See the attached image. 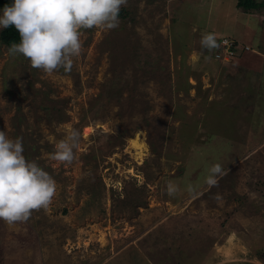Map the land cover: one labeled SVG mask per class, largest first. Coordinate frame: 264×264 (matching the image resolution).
Instances as JSON below:
<instances>
[{"label": "rangeland", "instance_id": "rangeland-1", "mask_svg": "<svg viewBox=\"0 0 264 264\" xmlns=\"http://www.w3.org/2000/svg\"><path fill=\"white\" fill-rule=\"evenodd\" d=\"M235 2L128 0L51 75L0 43V131L56 181L47 209L0 220V264H264V7ZM205 33L247 46L253 70L214 59ZM72 128L73 162L50 159Z\"/></svg>", "mask_w": 264, "mask_h": 264}, {"label": "clouds", "instance_id": "clouds-1", "mask_svg": "<svg viewBox=\"0 0 264 264\" xmlns=\"http://www.w3.org/2000/svg\"><path fill=\"white\" fill-rule=\"evenodd\" d=\"M128 0H13L0 14V28L14 26L19 43L8 47V54L22 55L32 68L53 74L59 69L71 71L73 57L82 52L81 29L98 28L110 31L119 27V13ZM202 48L211 52L220 47L214 33L202 34ZM210 59V57H209ZM80 131L72 128L59 140L50 159L71 164L74 150L79 147ZM22 137L10 139L0 131V220L9 225L25 223L34 210L47 209L56 194V181L38 165L23 155ZM205 183L218 185L224 175L217 163L207 169ZM179 187L169 181L166 194L175 197ZM186 191L193 193L189 184Z\"/></svg>", "mask_w": 264, "mask_h": 264}, {"label": "trees", "instance_id": "trees-1", "mask_svg": "<svg viewBox=\"0 0 264 264\" xmlns=\"http://www.w3.org/2000/svg\"><path fill=\"white\" fill-rule=\"evenodd\" d=\"M12 2H13V0H0V11L3 10L5 5H11ZM235 6L243 12L250 13L253 10H258L260 7H264V0H261V1H257V0H236ZM220 38H221V36L218 37V41ZM19 42H20V35L14 26H9L8 28H0V43H2L5 46H11L12 43H19ZM234 44L238 45L235 40H234ZM217 50H218V48H217ZM234 58L239 59L238 55H236L233 58H231L230 60H232ZM229 61H224V62H229Z\"/></svg>", "mask_w": 264, "mask_h": 264}, {"label": "built area", "instance_id": "built-area-1", "mask_svg": "<svg viewBox=\"0 0 264 264\" xmlns=\"http://www.w3.org/2000/svg\"><path fill=\"white\" fill-rule=\"evenodd\" d=\"M220 47L214 53V59L220 61H229L234 56L238 55L239 58H242L245 53L250 50L247 46L243 45L242 48H238L234 44V40L230 37H221L218 41Z\"/></svg>", "mask_w": 264, "mask_h": 264}, {"label": "crops", "instance_id": "crops-1", "mask_svg": "<svg viewBox=\"0 0 264 264\" xmlns=\"http://www.w3.org/2000/svg\"><path fill=\"white\" fill-rule=\"evenodd\" d=\"M250 51H252V50H248L246 53H245V56H249V52ZM244 58H246V57H242V58H240L241 60H239L238 59V62H240V64L241 63H245V67H246V70L248 71V70H250V69H252V67L253 66H255L256 64L254 63V65H252V63L250 62V64H249V59L247 60L248 62L246 63V59L245 60H242V59H244ZM253 70V69H252ZM219 80L221 81V79H218V80H216L215 82H219ZM221 88H223V90H224V93H226L225 95H230V93H231V91H230V88H228L227 87V85H225V83L223 82V83H219L217 86H213V87H211V89H212V91H211V96H209V98H210V100L211 101H216V100H218L219 98H220V95L218 94V92L220 91V90H222ZM219 90V91H218ZM233 91L234 90H232V93H233ZM231 93V94H232ZM227 97H231V96H227ZM238 97H241V95H239ZM231 102V101H230ZM229 102V103H230ZM223 105H220L219 107H222ZM225 106V105H224ZM250 261V260H249ZM252 262V261H251ZM253 263V262H252ZM252 263H249L248 261H243V260H241V261H235V262H232V263H230V264H252ZM223 264H225V263H223ZM255 264V263H254Z\"/></svg>", "mask_w": 264, "mask_h": 264}, {"label": "bare ground", "instance_id": "bare-ground-1", "mask_svg": "<svg viewBox=\"0 0 264 264\" xmlns=\"http://www.w3.org/2000/svg\"><path fill=\"white\" fill-rule=\"evenodd\" d=\"M136 140V139H135ZM135 140H132V143H133V146L136 147V148H141L142 147V144L140 143H137ZM142 149V148H141ZM139 150V149H138ZM142 151V150H141Z\"/></svg>", "mask_w": 264, "mask_h": 264}]
</instances>
